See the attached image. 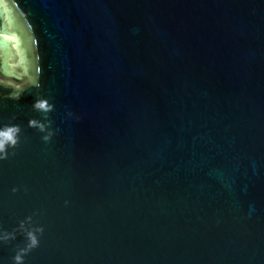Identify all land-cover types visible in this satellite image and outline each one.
I'll use <instances>...</instances> for the list:
<instances>
[{
    "label": "water",
    "instance_id": "95a60500",
    "mask_svg": "<svg viewBox=\"0 0 264 264\" xmlns=\"http://www.w3.org/2000/svg\"><path fill=\"white\" fill-rule=\"evenodd\" d=\"M5 132L0 264H264V0H0Z\"/></svg>",
    "mask_w": 264,
    "mask_h": 264
},
{
    "label": "clouds",
    "instance_id": "9594fccd",
    "mask_svg": "<svg viewBox=\"0 0 264 264\" xmlns=\"http://www.w3.org/2000/svg\"><path fill=\"white\" fill-rule=\"evenodd\" d=\"M2 136H3V139H0V149L3 148V145H4V141H5V140H7V141H12V140H13V137H12V135H10L9 132H5V133H3ZM32 243H33V244L36 243L35 238H33ZM16 259L19 260L20 257H16Z\"/></svg>",
    "mask_w": 264,
    "mask_h": 264
}]
</instances>
